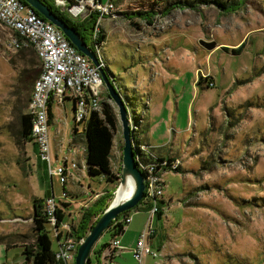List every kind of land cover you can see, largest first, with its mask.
<instances>
[{
  "label": "rangeland",
  "instance_id": "374dc122",
  "mask_svg": "<svg viewBox=\"0 0 264 264\" xmlns=\"http://www.w3.org/2000/svg\"><path fill=\"white\" fill-rule=\"evenodd\" d=\"M187 1L191 0H115L117 12L101 21L107 36L101 49L105 70L114 75L132 120L144 115L148 97L169 94L171 85H177L186 99L193 90L196 94L192 112L186 118L183 111L176 127L186 131L182 139H174L171 128V140L155 146L145 143L142 128L136 129L135 146L145 149L150 163L174 159L178 166L162 175L165 188L158 200L165 205L158 204L163 221L156 224L162 255L146 256L140 263L134 254L125 255L130 253L127 248L112 261L93 256L91 264H264V0H197L194 8L184 6ZM216 1L239 7L229 13ZM154 9L158 14L150 22L122 15ZM167 9L171 10L166 15L161 13ZM12 34L0 25V264H27L25 246L35 241V201L43 199L47 205L54 196L58 205L68 204L64 223L76 225L82 208L107 190H117L120 181L109 184L87 172L85 142L78 138L73 143L71 100L54 104L49 126L52 169L63 166L65 157L69 167L71 161L78 166L74 172L69 169L72 177L64 184L58 176H49L35 141L21 138L19 115L26 112L28 93L19 79L38 60L29 51L8 49ZM201 41L214 44L213 49ZM242 45V53L233 54ZM106 90L104 84V97ZM111 104L119 121L112 154L118 176L124 140L118 109ZM77 128L82 133L84 125ZM129 194L130 188L125 197ZM129 214L137 216L127 225L124 239L136 242L143 222L156 227V214L152 222L147 213ZM51 237L55 249L53 232ZM111 241L106 232L95 248Z\"/></svg>",
  "mask_w": 264,
  "mask_h": 264
},
{
  "label": "built area",
  "instance_id": "2783aa9c",
  "mask_svg": "<svg viewBox=\"0 0 264 264\" xmlns=\"http://www.w3.org/2000/svg\"><path fill=\"white\" fill-rule=\"evenodd\" d=\"M56 4H62L66 7L67 1L55 0ZM77 2V1H76ZM73 18H78L87 11L96 12L100 19L95 28V39L100 34L101 21L105 16H110L117 12L116 5L112 0L106 4L95 0H82L67 9ZM0 25L12 31V37L9 40L8 49L19 51L22 48H32L38 60L41 62L42 71L35 81L31 101L29 103V112L33 115L34 123L32 134L36 140L39 158L47 164L50 177L58 176L61 183L67 181V177H72L69 169L74 172L78 168L77 163L71 161L69 167L68 158L63 159V166L56 171L52 169L51 143L49 137V106L54 104L64 105L67 100L74 104V118L77 124H85L94 114L102 116L104 108L103 88L104 81L101 77L99 68L94 66L89 58L79 53L73 47L63 33L51 23L42 19L37 12H33L31 7L26 6L21 0H0ZM95 53L98 57L100 68L105 69V64L101 57V48L96 46ZM134 130L136 127L132 125ZM80 136L83 135L79 133ZM135 145V142H134ZM147 146V145H144ZM136 157L141 172L146 177V191L144 201L151 203L150 222L153 215L158 211V199L162 198L165 183L162 180L163 170L157 162H149L145 149L139 146L136 148ZM85 152V150H84ZM57 159V158H56ZM58 160V159H57ZM166 160V159H165ZM176 162V161H175ZM172 164V169L177 170L178 166ZM163 165H168L166 161ZM172 171V170H171ZM55 200L52 197L47 205L46 212L51 225H55ZM131 216L123 218L121 222L130 224ZM151 224L148 233L143 234L134 250L135 257L140 261L146 256L156 257L151 248L147 245L149 234L152 230ZM64 229L70 230V226L64 225ZM53 236L57 240L55 258L57 264H75L77 251L81 241L74 237H59V231L55 229ZM123 251L120 241L116 238L109 244L108 256L117 255Z\"/></svg>",
  "mask_w": 264,
  "mask_h": 264
},
{
  "label": "trees",
  "instance_id": "16d2710c",
  "mask_svg": "<svg viewBox=\"0 0 264 264\" xmlns=\"http://www.w3.org/2000/svg\"><path fill=\"white\" fill-rule=\"evenodd\" d=\"M42 1H44L55 12V14L59 18L64 20L69 26L75 28L80 33V35L84 38L87 45L93 49V51H95L96 46L102 49V46L106 42V39H107L105 32L100 27V34H99L98 39H95V35H94L96 25L100 19L99 14H97L96 12L90 11L89 14L86 15L84 18L82 17L73 18L68 13L67 9L70 8L71 6L77 5V2L75 0H65L67 1V5L65 8L57 6L55 0H42ZM100 1L102 2V0ZM112 1L115 4V0H112ZM22 2L26 6H28L26 2L24 1ZM218 2L219 1H216L218 6H220L226 12H229V13L237 10L239 7L238 3H235V2H232L231 5H226V4H222ZM195 3H197V0H191L190 2L187 1L186 3H184V6L194 8ZM155 4H159V3H155ZM171 8H174V6H171ZM169 10L171 9H167L165 10V13L164 12H161V13L166 15L169 12ZM156 12L157 10L154 9L150 11H139L135 14H130V15H127L126 13L122 15H125L130 20H131V16L134 15L139 18L142 17V19H145L148 22H150L149 20H151L156 14H158ZM37 14L42 19L45 20L43 16H41L39 13ZM243 49H244V45H242L238 49H234L232 52L233 54L239 55L242 53ZM20 51L22 52L29 51L31 52V54L36 56L35 51L30 47L22 48L20 49ZM225 51H228V50L225 49ZM34 65L35 66L32 69L27 71V74H25L24 76H21L22 78L19 79L20 83L23 86L22 87L23 91L24 92L26 91L25 93H28V97L26 100L27 104H25L26 112L20 113L19 122H20L21 138L24 141L34 140L37 146L36 140L34 139L33 134H32L34 117L29 112L28 108H29V103L32 98L34 84L42 71V66L39 60L38 62L36 61ZM105 71L109 79L115 85L116 79L114 75L110 72L109 69H106ZM105 93H106V96L104 97L105 102L103 104L104 108H103L102 116L94 114L90 117L88 122L85 124V128L83 130V137H84V142L86 145L84 155H85V161H86V166H87V172L89 173L90 176H101L103 179H105L107 183L118 185L117 182L120 181L121 165L118 171V176H116L112 168V154H113L114 140H115L116 132L118 130L119 121L115 113V109L111 104L112 100L107 90ZM126 104L128 105V103ZM49 117H50L49 122L51 124L54 119L53 107L51 106H49ZM133 120L135 122L134 126L136 127V129L138 130L141 128L143 129V119L141 117L138 119L133 118ZM78 125L79 124L76 123V126L74 127V132H73L74 142H77L78 138L82 140V136H80L78 132V128H77ZM136 129L134 130V142H136L137 138L139 137L137 135ZM37 148H35L36 152H37ZM37 153L39 154V150ZM159 160H160V163L158 165L162 167L163 170H173L172 164L176 160L174 159H166V160L159 159ZM163 161H166L168 165H163L162 163ZM115 191L116 190H112V191L107 190L101 197L95 200L91 205L87 207L84 206V208H82L81 210V217L78 223L76 225H74V223L72 225H68L70 226L69 231L63 228V226L66 225L64 223V220L66 217L65 208L68 207V204L58 205L55 202V206H56L55 213H54L55 225L52 226L51 225L52 222L50 221V218L48 217L47 212H46L45 201L43 199L35 201L34 202V214L32 217L33 225H34L33 233L35 236V241L33 245L28 244L25 246L24 256H25L26 263L27 264H57L56 258H55V250L53 248V242H52V237H51L52 232L55 229H57L59 231V237H62V236L71 237L72 236L78 241H82L87 236V234L89 233L93 225L97 222V220L103 215V213L107 210V208L111 204L114 198ZM64 192L66 196L67 192L65 191V189H64ZM52 197L54 198V196ZM157 203L160 205V208L162 207L161 204L165 205L164 201L158 200ZM141 206L145 207L148 211H150L152 208L151 203H146L143 200L135 210L139 209ZM129 212L122 214L119 217V219L115 221L112 224V226L109 228V230L107 231L108 233H110L112 240L121 236V234L125 231V228L127 227L128 224L125 222H121V220L122 218L131 216ZM156 216L161 218L162 215L159 210L157 211ZM50 227L52 228V232L50 230ZM155 235H156V231L155 229H152L149 234L148 240H151L152 238H154ZM104 251H107V252L109 251V243L105 244L101 249L95 248L91 258L93 256H96V258H100ZM114 257H115L114 255H110V256L105 255V258L110 259V261H112Z\"/></svg>",
  "mask_w": 264,
  "mask_h": 264
},
{
  "label": "water",
  "instance_id": "95a60500",
  "mask_svg": "<svg viewBox=\"0 0 264 264\" xmlns=\"http://www.w3.org/2000/svg\"><path fill=\"white\" fill-rule=\"evenodd\" d=\"M21 1L26 2L27 5L31 7L33 12L39 13L45 18V20L59 29L79 53L89 58L93 65L99 68L101 77L108 90V94L118 109L124 147L122 164L120 168V183L117 187V190H119L121 186L125 185L127 181L131 179L134 183V192L132 196L125 202L113 200L107 210L93 225L87 236L81 241L77 251L75 264H91V256L102 236L122 214L131 210H135L145 198L146 177L141 172L138 159L136 157V149L134 145V128L132 127V125H134L133 120L130 116L128 105L126 104L123 96L109 79L106 71L100 68V63L95 51H93V49L87 45L80 33L75 28L69 26L64 20L59 18L44 1ZM75 1L80 2L82 0ZM201 45L210 50L214 47V44L206 43L204 41H201ZM117 190L115 191V195Z\"/></svg>",
  "mask_w": 264,
  "mask_h": 264
},
{
  "label": "crops",
  "instance_id": "0c3cea01",
  "mask_svg": "<svg viewBox=\"0 0 264 264\" xmlns=\"http://www.w3.org/2000/svg\"><path fill=\"white\" fill-rule=\"evenodd\" d=\"M177 80L178 78H175L172 84L176 85L175 82ZM194 84H196L195 81H194ZM195 94H196V90L195 91L193 90L192 95L186 99V94H183V92L181 93L177 92V85L174 87L171 85V90L169 94L163 95L161 93L159 94L158 92H156L154 97H151V96L148 97V100L143 107L144 115L141 116V118L143 119V129H144V130L141 129V137L144 135L145 142L151 145H155V146L165 145L172 138V136L170 135L171 128L175 129V132H176V134L173 135V138L175 139L177 137L182 136L181 137L182 139L186 131H180L176 127L179 125V121H180V118L182 117L183 111L185 112L186 118H188L187 116L188 112L189 113L192 112L193 98ZM159 95H162L164 97H159ZM81 141L84 142L83 135H82ZM172 142L174 141H171L170 143ZM73 143L75 144L77 142H74L73 140ZM170 146H173V145H170ZM93 198L91 199V201L93 200ZM92 203L93 201L90 202L89 205H91ZM161 206L163 207L164 205L161 204ZM135 212L137 213L142 212V213H147L150 215V212L143 206L135 210ZM136 216L137 215H133V216L131 215L132 220L130 224L135 222ZM154 218H152V221L154 220ZM162 219L163 218H159L156 216L155 221H154L155 222L154 224L156 226L154 228L156 231V235L151 240H147V245L157 255H162V252H163L162 250L163 244L159 245L157 242V238L158 236H160L161 231H158L159 229H157V225H156V224L162 223L163 221ZM143 223L140 224V227L138 229L139 235L137 236L136 242L133 238H131L130 240L122 238V236L127 232V230L129 231V228H125L126 230L121 234V236L117 238L120 241L121 246L123 247V251L128 250L127 248H130V250H128L130 253H126L125 255L134 254V250L137 247V243L140 240V237L143 234L148 233L149 227H146L148 223L146 225ZM56 248L54 249L55 251H56ZM105 253L106 252L104 251L102 255L105 256Z\"/></svg>",
  "mask_w": 264,
  "mask_h": 264
},
{
  "label": "bare ground",
  "instance_id": "6f19581e",
  "mask_svg": "<svg viewBox=\"0 0 264 264\" xmlns=\"http://www.w3.org/2000/svg\"><path fill=\"white\" fill-rule=\"evenodd\" d=\"M128 188H130V194L128 197H125ZM133 192L134 183L131 179H129L125 185L121 186L120 189L117 190L114 200L118 202H125L132 196Z\"/></svg>",
  "mask_w": 264,
  "mask_h": 264
}]
</instances>
